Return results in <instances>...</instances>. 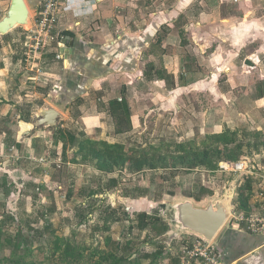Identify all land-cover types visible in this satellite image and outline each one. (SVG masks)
<instances>
[{
	"label": "rangeland",
	"instance_id": "obj_1",
	"mask_svg": "<svg viewBox=\"0 0 264 264\" xmlns=\"http://www.w3.org/2000/svg\"><path fill=\"white\" fill-rule=\"evenodd\" d=\"M34 1L37 0H26L33 21L37 18L36 10L41 7L42 2H37L36 7H33ZM9 3L10 0H0V19ZM249 20L252 21L253 17ZM263 24L261 21L258 24L259 29L253 28L249 35L244 36V39L241 34H236L232 38L229 34L215 32L219 36V40L215 42L219 48L216 45L209 46L204 55L205 59L198 57L201 71H198L199 74L196 73L199 79H204V75L208 76V81L213 85L204 82L206 78L196 86L182 88L181 94L174 92L171 95H158L157 90L152 92L143 88L129 98L135 121L133 131L114 135L115 127L114 131L106 130V133L101 135L102 129L94 128V130L98 129L97 136L108 139L112 143H122L127 146L163 145V153H173L177 156L179 152L175 148L178 145L197 144L199 146L203 138L212 133L231 130L246 138L247 134L254 131L264 133ZM35 31L34 25L25 28L17 27L7 35L0 36V55L15 56L19 60V66L15 68L14 74L18 72V75L23 74L27 82L23 85L32 92L36 89H49L48 85H50V83L46 84L47 81L43 82L44 79L41 82L36 81L35 72L31 71L25 54V43L33 42ZM192 35L203 43L211 44L212 42L211 36L205 31L194 34L191 31L187 32L185 36L187 41ZM224 38L228 39L225 42L228 41L227 43H232L234 46H220L222 42L220 40ZM4 45L7 47L5 52L2 50ZM56 47L57 41H54L47 48H51V52L46 49L43 56L47 55L51 59ZM189 49L193 51L192 46H189ZM217 53L219 57L216 56ZM212 54V58L215 57L214 62L213 60L210 62L209 56ZM41 66L46 70L47 66L45 67L43 62ZM136 86L143 87L141 84ZM121 89L122 86L120 88L115 86L111 90L109 86L108 91L114 92L113 96H115L122 91ZM174 95L178 97L175 99L172 97ZM52 102L60 106L55 108L65 119L63 113L66 114V105L57 103L55 100ZM33 103L37 105L40 100L33 99ZM37 107H35V113L41 108L37 110ZM70 115L76 116L73 117L75 119L79 118L76 109L74 112L71 111ZM63 119L60 123L64 122ZM25 126L28 125L25 124L23 127ZM20 130L19 123L16 132ZM76 132L85 133L79 130ZM167 147L172 150H167ZM56 152L52 150L47 154L42 149L39 151V155L46 157L47 162L36 170L40 173L39 175L50 177L48 184L39 185L38 182L29 181L21 189L10 191L11 206L9 207L6 201L7 195L1 193L0 232L5 237L2 238L0 234V245L4 243L5 246L4 250H0V264H14L18 261V258L12 256V246L7 245L9 236L15 238L17 235L19 240L21 235H24L31 243L32 256L27 259L33 260L35 264H60L61 251L53 253L56 248V237L60 240L73 239L77 245L88 247L91 251L105 249L108 238L114 242L123 239L122 246L129 240L132 244L131 249H127L128 253L131 251L136 253L137 250L143 249L141 253L143 256L154 254L156 250L160 251L163 245L154 242V236L148 230L138 228L137 215L141 211L150 213L157 203H173L190 195L200 199L197 200L199 203H207L213 197L223 198L228 209L236 214L249 216L257 212L251 206L243 207L237 200V194L234 200L227 198L226 190L234 177L229 174H220L216 170L197 168L190 171L181 165L175 169L169 165H159L155 169L147 168L141 172H133L126 166L109 174L101 171L93 161H83L81 157L74 161L72 149L70 154H67V158H64L62 152L59 155ZM240 154L241 158L246 157L260 164L264 171V149L243 148ZM58 157L61 158L60 168L56 161ZM248 179L253 181V178ZM38 185L39 190H37ZM107 193L111 196H107ZM42 196L47 197V201L40 204ZM232 221L233 218L228 222ZM46 225H49V231L43 230ZM169 227L170 232L171 226ZM184 244L185 242L180 241L177 244L174 243L173 253L161 254L158 258L160 263L182 264L179 255ZM24 252L22 249L17 251L18 255ZM143 260L145 264L150 262L149 259Z\"/></svg>",
	"mask_w": 264,
	"mask_h": 264
},
{
	"label": "crops",
	"instance_id": "obj_2",
	"mask_svg": "<svg viewBox=\"0 0 264 264\" xmlns=\"http://www.w3.org/2000/svg\"><path fill=\"white\" fill-rule=\"evenodd\" d=\"M87 1L61 2L56 32L68 31L72 37H65L63 45L57 44L51 59L43 56V65L47 66L46 70L43 68V82L50 83L49 89L28 91L23 85L27 83L23 74H14L19 60L15 56L0 55V195H7L8 207L11 206L10 191L21 189L29 181L48 184L50 177L41 176L36 170L46 163L41 162L46 157L39 155L40 149L47 154L52 150L57 155L62 152V142L53 141V129L22 135L27 124L25 118L30 116L31 121L37 115L36 106L38 110L47 103L60 107L54 100L63 103L66 114L63 113L61 128L85 131L93 139H104L97 136L98 129L94 128H101V135L106 130L114 131L110 101L123 98L131 109L129 98L143 88L157 90L158 95H171L181 94L182 88L196 86L206 78L204 82L210 84L208 76L199 79L196 73L201 71L198 57L205 59L209 46L219 48L215 44L219 38L216 33H226L232 38L241 34L244 39L253 28L259 29L261 21L264 23V0H100L94 4ZM190 31L192 34L205 31L212 38L211 44L196 40L194 35L187 41L185 36ZM225 40L228 39L220 40V46H234ZM50 49L47 50L51 52ZM2 50L5 52L7 47L4 45ZM212 56H209L210 62H214ZM210 66L213 67L212 63ZM109 86L111 90L122 86V91L113 96ZM33 99H39L40 103L34 104ZM74 109L79 118L70 115ZM19 123L21 130L16 132ZM132 123L135 127L133 115ZM258 183L252 181L256 191ZM254 189L247 207L260 214L261 202L255 197ZM46 201L47 197L42 196L39 203ZM168 233L170 236L172 232ZM179 237L180 242L186 241ZM214 243L224 252L227 264H264V237L248 233L243 223L227 222Z\"/></svg>",
	"mask_w": 264,
	"mask_h": 264
},
{
	"label": "trees",
	"instance_id": "obj_3",
	"mask_svg": "<svg viewBox=\"0 0 264 264\" xmlns=\"http://www.w3.org/2000/svg\"><path fill=\"white\" fill-rule=\"evenodd\" d=\"M32 6L36 7V3L33 2ZM63 34L65 37H72V34L68 31H64ZM109 112L114 118L116 133L125 134L133 131L132 112L125 99L110 101ZM27 120L30 121V116L26 118ZM247 136V138L245 136L241 137L238 132L231 130L212 133L204 137L199 146L197 144L178 145L175 148L179 152L177 156L173 153H163V145L127 146L126 144L111 143L103 139H93L84 132L70 131L60 126L54 132L53 141L55 144L62 142V155L64 158H67L68 150L73 149L74 161L78 157H81L83 161H93L101 171L110 174L116 172V169L126 166L133 172H141L147 168L155 169L159 165H169L173 169L181 165L190 171L197 168L217 170L218 163L222 160H239L243 148L251 150L264 149L263 131H254L247 134ZM166 149L172 150L170 147ZM250 194H252V181L246 178L237 190V200L243 207H247ZM190 196L194 197V195ZM137 223L138 228L148 230L154 236V242L163 245L160 251L156 250L154 254H145L144 256L141 255L143 249L137 250L136 253L132 251L128 253L127 249H131V241L127 240L126 244L122 246L123 239L114 242L111 238H108L105 249L91 251L88 247L77 245L73 239L60 240L59 237H56V248L53 253L61 251L60 264H145L143 259H149V264H161L160 259H158L159 256L161 254H172V246L174 243L177 244L179 240H169L170 227L159 216L141 211L137 215ZM21 230L19 231L21 232ZM43 230L49 231V225H46ZM0 234L2 233L0 232ZM18 236L15 238L9 236L7 243L13 248L12 256L18 258V261H15L14 264H19V262L20 264H35L33 260L27 259L32 256L31 243L24 235H21L20 240L17 238ZM3 237L5 235L2 234ZM0 246V248H3L0 250H4L5 244L2 243ZM21 249L25 252L18 255L17 251ZM87 252H89L88 255Z\"/></svg>",
	"mask_w": 264,
	"mask_h": 264
},
{
	"label": "built area",
	"instance_id": "obj_4",
	"mask_svg": "<svg viewBox=\"0 0 264 264\" xmlns=\"http://www.w3.org/2000/svg\"><path fill=\"white\" fill-rule=\"evenodd\" d=\"M62 1L42 0L41 7L36 10L37 18L33 21V25L36 27L33 42L25 43L27 61H29L31 71L35 72L37 82H41L44 78L41 62L46 49L54 41H57L58 45H63L66 42L65 35L62 32H55L58 24V12ZM96 1L100 0H88L87 3L94 4ZM57 59H61V56L57 55ZM56 161L58 162L57 166L60 168L59 162L61 158L58 157ZM41 162L47 161L43 158ZM216 171L220 174H229L234 177L229 188L226 190V196L230 197L231 200H234L239 186L244 183L246 178H253V180L259 182L255 197L261 202L260 207L262 213L245 216L230 211V218H233L238 223L245 224L248 233L264 237V171L260 164L246 157L237 161L222 160L218 163V169ZM170 236V241L175 240H171ZM181 237L186 239V241H183L185 244L181 248L182 251L179 255L182 264H194L197 261L202 264H227L224 260V252L214 242L208 243L193 235H182L179 238ZM189 237H191V240Z\"/></svg>",
	"mask_w": 264,
	"mask_h": 264
},
{
	"label": "water",
	"instance_id": "obj_5",
	"mask_svg": "<svg viewBox=\"0 0 264 264\" xmlns=\"http://www.w3.org/2000/svg\"><path fill=\"white\" fill-rule=\"evenodd\" d=\"M33 25L30 7L26 0H10L9 6L0 19V36L7 35L17 27L25 28ZM62 113L52 105L41 107L36 117L23 127L22 135H30L37 130H56L62 121ZM107 196H111L107 193ZM230 211L223 198L213 197L207 203H199L188 196L173 203H157L149 214L161 217L171 226V240L180 235L197 236L210 243L230 218Z\"/></svg>",
	"mask_w": 264,
	"mask_h": 264
},
{
	"label": "clouds",
	"instance_id": "obj_6",
	"mask_svg": "<svg viewBox=\"0 0 264 264\" xmlns=\"http://www.w3.org/2000/svg\"><path fill=\"white\" fill-rule=\"evenodd\" d=\"M229 220H230V219H229ZM229 220H228V221H229ZM183 235H188V234H183ZM180 236H182V235H180ZM175 240H176V239H175ZM213 242H214V241H213Z\"/></svg>",
	"mask_w": 264,
	"mask_h": 264
},
{
	"label": "bare ground",
	"instance_id": "obj_7",
	"mask_svg": "<svg viewBox=\"0 0 264 264\" xmlns=\"http://www.w3.org/2000/svg\"><path fill=\"white\" fill-rule=\"evenodd\" d=\"M225 205H227L226 202H225ZM226 207H227V209L229 208L228 206H226ZM228 210H229V209H228Z\"/></svg>",
	"mask_w": 264,
	"mask_h": 264
}]
</instances>
